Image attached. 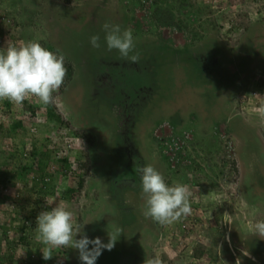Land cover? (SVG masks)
<instances>
[{
  "label": "rangeland",
  "instance_id": "obj_1",
  "mask_svg": "<svg viewBox=\"0 0 264 264\" xmlns=\"http://www.w3.org/2000/svg\"><path fill=\"white\" fill-rule=\"evenodd\" d=\"M105 23L132 30L128 57L107 48ZM30 40L62 54L72 75L50 103L59 120L35 98L33 115L25 101H0V171L14 175L0 187V264H82L71 248L42 258L46 201L68 205L89 239L122 230L103 264L116 252L117 264H244L236 246L264 220V0H0V49ZM141 164L189 187L190 214L168 225L144 216ZM41 172L53 193L36 199ZM23 229L32 236L16 244ZM212 236L214 261L195 248Z\"/></svg>",
  "mask_w": 264,
  "mask_h": 264
},
{
  "label": "clouds",
  "instance_id": "obj_2",
  "mask_svg": "<svg viewBox=\"0 0 264 264\" xmlns=\"http://www.w3.org/2000/svg\"><path fill=\"white\" fill-rule=\"evenodd\" d=\"M103 30L107 48L116 49L122 57H128L134 49L132 30L122 31L119 25L109 23L103 25ZM99 40L98 35L90 38L92 46L97 48L100 47ZM130 58L133 61L138 60L136 55ZM66 75L65 57L45 48L39 41L9 44L6 50L0 51V101L8 100L20 105L25 100L35 98L45 105L54 103V94L63 86ZM133 160L136 164L135 157ZM137 171L141 174L142 193L145 197L143 214L146 218L168 225L190 214L192 193L186 184L176 182L169 185L164 175L152 165L141 164ZM247 202L252 203L251 200ZM46 203L52 207L37 215L35 228V239L43 245L40 250L44 260L51 259L55 249L71 248L78 250L82 264H95L102 250L111 251L115 247L122 233L121 229L108 227L106 243L100 237L89 239L82 233L80 226L75 224L74 214L68 205ZM250 230L258 238L264 239V220L255 222ZM78 235L80 238H77ZM236 249L238 254L243 250L242 255L251 258V253L244 247L242 249L236 246ZM144 264H163V261L159 255H154L144 260Z\"/></svg>",
  "mask_w": 264,
  "mask_h": 264
},
{
  "label": "trees",
  "instance_id": "obj_3",
  "mask_svg": "<svg viewBox=\"0 0 264 264\" xmlns=\"http://www.w3.org/2000/svg\"><path fill=\"white\" fill-rule=\"evenodd\" d=\"M7 31L10 33V34H12L11 32H10V30L9 29H7ZM45 48H47V49H49V50H51L52 48H50V47H45ZM4 50H6L5 48H1L0 49V51H4ZM52 51V50H51ZM216 54L215 53H211L210 54V56L213 58V59H215V56ZM209 56V55H208ZM69 62H66L65 61V66H66V68H67V75H66V77H67V79L68 78H70L71 77V75H72V65L71 64H68ZM214 65H216V64H214ZM219 73H217V77H218V79H219ZM65 82V81H64ZM217 89H218V87H217ZM25 105L27 106V108L29 109V111H30V113L33 115V114H35V110H36V108L35 107H37L34 103H29V102H27V100H25ZM3 105L5 106V107H9L10 106V101H8V100H3ZM53 107L51 106V104H47L46 105V109H45V115L48 117V118H50V119H56V120H59L60 118H59V116L58 115H56L54 112H53ZM21 120L20 119H16L15 121H12L11 123H10V128L12 129V128H18V127H20L21 126ZM1 125V124H0ZM13 154V153H12ZM64 161H66V159L64 160ZM45 166H46V164H45ZM29 167V168H28ZM195 167L196 168H198L199 167V164H197L196 163V165H195ZM30 169V166H28V164H26V162H22L21 163V171L23 172H26V173H28L27 171ZM38 169H40L39 167H38ZM31 170V169H30ZM41 179L39 180V187H37L36 189H35V187H34V185H31V188L34 190V192H35V198L36 199H42V198H44V197H46V196H48V195H50V196H52V189H51V182H50V178H48V180H46L45 179V174H43L42 172H41ZM14 178V175L13 174H10V173H3L2 171H0V187H2V186H4V185H8V184H10V182L12 181V179ZM34 181V180H33ZM210 207V203L208 204V207L207 206H204L203 207V209H202V211H201V213L199 214V216L200 217H202L203 218V216L205 215V214H207L208 212H209V214H211L212 213V211L214 210V208H212V211H209L208 210V208ZM215 218H217V217H215ZM205 219H207V222H208V220H209V218L207 217V216H205ZM203 220H204V218H203ZM211 227H216V226H218V222H217V220H214L213 221V223H212V225H210ZM31 234H28V233H26V232H24V229H23V232H22V235H19V237H18V239L16 240V244H28V241H29V239L31 238ZM5 237H6V232L4 231V230H2L1 231V238H0V240L1 239H5ZM213 237V240H214V242L211 244V246L209 245V246H202V245H197V246H195V248L196 249H199V251H200V253H207L210 257H209V259L210 260H216V258L218 257V252H217V249H215V245L217 244V240H215V236H212ZM244 238H247L244 242H242V246L244 247V249H246V250H248L250 253H251V258L250 257H246L245 256V254L244 255H242L243 254V250H241L240 252H239V255H240V258H241V260L243 261V263L244 264H253L254 263V260H259V261H261V264L264 262V239H260V238H258L256 235H254L252 232H250L249 234H247V236L246 237H244ZM242 246H241V248H242ZM194 248V249H195ZM199 251H196L195 250V252H194V254L197 256V255H200L199 254ZM118 253L116 252V254H115V256L112 258V255H111V258H112V260L110 259V261L107 259L106 260V263L105 264H117L118 263V261H119V257L118 256H116ZM232 256V255H231ZM99 258V257H98ZM116 259V260H115ZM98 260V259H97ZM97 260H96V262H97ZM40 261H43L42 259L40 260ZM99 262L101 263L102 261H101V259L99 258ZM229 263H231V264H235L236 262H235V260H229L228 261ZM97 264H99L98 262H97ZM101 264H103V263H101Z\"/></svg>",
  "mask_w": 264,
  "mask_h": 264
},
{
  "label": "bare ground",
  "instance_id": "obj_4",
  "mask_svg": "<svg viewBox=\"0 0 264 264\" xmlns=\"http://www.w3.org/2000/svg\"><path fill=\"white\" fill-rule=\"evenodd\" d=\"M126 73H128V72H126ZM114 92V91H113ZM110 96H111V94H110ZM114 97V96H113Z\"/></svg>",
  "mask_w": 264,
  "mask_h": 264
}]
</instances>
